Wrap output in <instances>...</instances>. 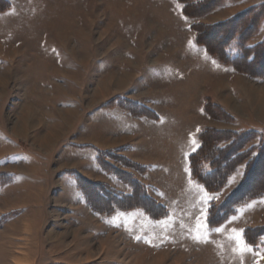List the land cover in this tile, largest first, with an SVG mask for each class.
Returning <instances> with one entry per match:
<instances>
[{
  "label": "rangeland",
  "instance_id": "obj_1",
  "mask_svg": "<svg viewBox=\"0 0 264 264\" xmlns=\"http://www.w3.org/2000/svg\"><path fill=\"white\" fill-rule=\"evenodd\" d=\"M244 14L264 43V0H0V264H264V191L218 210L264 183V78L219 45Z\"/></svg>",
  "mask_w": 264,
  "mask_h": 264
},
{
  "label": "trees",
  "instance_id": "obj_2",
  "mask_svg": "<svg viewBox=\"0 0 264 264\" xmlns=\"http://www.w3.org/2000/svg\"><path fill=\"white\" fill-rule=\"evenodd\" d=\"M205 5L206 4L200 3V4L196 5L195 7L201 8V6H205ZM211 5L209 4V7L207 9H210V7H212ZM184 7H186V8L184 9ZM182 9H183V12L185 15H187V16L191 15V13L188 12L187 5L183 6ZM258 14H259V11H257L256 14H254V16H256ZM192 15H194V14H192ZM245 16L246 15L244 14L241 17L239 16V17L233 18L230 21L232 26H230V28L226 32H224V34H223V32H221V34H219L220 35L219 36L220 37L219 38V45L223 44L222 47L225 48V50H226V47L229 45V43H231L232 41L237 43L239 41L236 45H234L239 51L238 54L236 55V57L231 58V56H229V51L227 50V51H225V53L227 52L225 59L237 61L238 63L245 61L248 64H254L255 70H254L253 76L257 77V78H264V43H262V44L258 43L256 45H253V46L248 47V48L246 47L245 41L253 34L252 32H254L255 26L253 25V21L247 20ZM213 28H215V27H213ZM210 32H212V31H210ZM210 32L206 31L203 35H201V36H203V38H201V36L199 34V36H198V37H200L199 39L204 41V37H205L208 41H210L211 40V38L209 37ZM205 42H207V41H205ZM213 45L215 47H217L215 44H213ZM213 49H215V48L213 46H211L209 43L208 51L212 52ZM216 50L217 49H215V51ZM250 56H251V58H250ZM219 57H220L221 61L224 60L223 59L224 57L222 54H220ZM205 142H206V138L203 137L202 138V146L200 147V149L196 153L191 154L189 156L190 175L192 176V178L195 179V181L197 183L201 184L205 188L206 191H214L215 188H217V186L219 184H221V182L223 181L222 180L220 182L217 179L218 174H219V171H218L219 168H221L220 170H222V166L224 167V165H225L223 171H225V170L229 171L230 167L228 168L227 164L222 165V163L219 164L217 161H213L211 172H207L206 174L203 173V174L197 176L196 175L197 160H199V158H201L203 154H207L206 152H204V150L206 148ZM206 157H208V154L206 155ZM255 163L257 164V168H258V166L260 165V161L257 160V161H255ZM250 171H251V169H250ZM248 175H246L245 179L243 180V183H241L239 185V188H237L230 196H228L226 198L224 203L218 208L219 211L223 210V209L225 210V207H230V206L233 207L239 201H242L245 197L251 196L252 194L254 195L259 191L260 192L264 191V189H261V187L264 186V183L261 181L260 182L259 181L252 182L250 180L248 181ZM137 186L140 187L142 190L144 189L142 185L137 184ZM138 198L139 197L135 196V194H134V195H132V198L128 199V201H126V202H129L130 204L133 202L132 206H135L137 204H134V202L137 203L138 200H136V199H138ZM140 203L145 208V210L150 209L152 205L162 209L161 205L154 202L146 194H144V197H142L140 199ZM126 206H127V208L129 207V205H126ZM212 212L209 211L208 221L210 222V224L212 226H215L217 222H213V221H215L214 219H215L216 215ZM244 235L246 238L248 237V234L246 232L244 233Z\"/></svg>",
  "mask_w": 264,
  "mask_h": 264
},
{
  "label": "snow or ice",
  "instance_id": "obj_3",
  "mask_svg": "<svg viewBox=\"0 0 264 264\" xmlns=\"http://www.w3.org/2000/svg\"><path fill=\"white\" fill-rule=\"evenodd\" d=\"M212 197H209V199H211ZM217 231H219V229H217ZM235 232V230H233ZM139 239V237H138ZM194 239H196L197 241L201 240V236L197 235L196 237H194ZM233 239H235L236 244H237V248L234 249V251H240V252H244V251H250L251 248L250 246L247 245V243L240 237L239 233H236V235L233 237Z\"/></svg>",
  "mask_w": 264,
  "mask_h": 264
},
{
  "label": "crops",
  "instance_id": "obj_4",
  "mask_svg": "<svg viewBox=\"0 0 264 264\" xmlns=\"http://www.w3.org/2000/svg\"><path fill=\"white\" fill-rule=\"evenodd\" d=\"M122 139H123V138H122ZM122 139H120V141H122ZM162 144H163V146H164L163 148H165V149L167 150V152L170 151V148H169V146H168L169 143H165V142H163ZM156 149H157V148H156ZM149 154H150V155H153V153H151V150H150V152L147 154V156H149ZM164 154H165V153H163L162 151H160V149L158 148V149L156 150V155H155V156H156V158H161V157H164ZM188 156H189V155H188ZM188 169H189V168H188ZM189 177H190V171H189ZM201 189H202V188H201Z\"/></svg>",
  "mask_w": 264,
  "mask_h": 264
}]
</instances>
